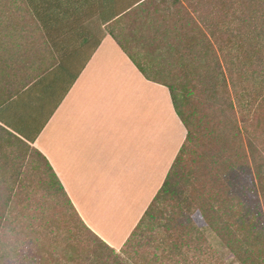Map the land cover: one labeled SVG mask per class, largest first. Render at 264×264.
I'll list each match as a JSON object with an SVG mask.
<instances>
[{"label":"crops","instance_id":"obj_1","mask_svg":"<svg viewBox=\"0 0 264 264\" xmlns=\"http://www.w3.org/2000/svg\"><path fill=\"white\" fill-rule=\"evenodd\" d=\"M186 1L0 0V125L44 156L117 252L187 138L169 83L149 72L167 68L159 43L174 51L185 17L170 16Z\"/></svg>","mask_w":264,"mask_h":264},{"label":"rangeland","instance_id":"obj_2","mask_svg":"<svg viewBox=\"0 0 264 264\" xmlns=\"http://www.w3.org/2000/svg\"><path fill=\"white\" fill-rule=\"evenodd\" d=\"M183 8L170 16L192 20L182 45L161 41L169 63L149 72L176 88L195 142L154 220L109 250L53 191L38 153L0 129V264H264V0Z\"/></svg>","mask_w":264,"mask_h":264},{"label":"trees","instance_id":"obj_3","mask_svg":"<svg viewBox=\"0 0 264 264\" xmlns=\"http://www.w3.org/2000/svg\"><path fill=\"white\" fill-rule=\"evenodd\" d=\"M142 6V4L140 5ZM132 8V7H130ZM190 22H192V20L190 19H186L183 18L182 20H178L174 22V29H173V33H174V37L171 39V42L173 43L174 46H172L171 48H175L176 46H181L182 43L180 41V38L183 37L182 32H184L183 28H185L187 25H191ZM168 31V29H166ZM168 88L170 89V92L172 94V98H173V102H174V106L175 109L177 111V113L179 114L180 118L182 119V122L184 123L185 127L188 130V134H187V138L186 141L184 143V145L182 146L167 178L166 181L164 183V186L162 187V189H160V191L158 192V194L156 195V197L154 198L153 202L151 203L150 207L148 208V210L146 211L145 215L143 216L141 222L139 223V225L137 226L136 230L134 231V233L132 234L131 238L128 240V242L126 243V245L131 241L132 238H134L139 231H141L142 228H144L146 225H148L151 221H153L156 212H157V207L162 203V201L167 197L170 196L172 194V191L174 189V181L175 178L178 176L180 168L182 166V163L184 162V158L186 156V154L189 152V150L191 149V146L194 144L195 142V134L193 131V124H191V119H190V115L184 116V114L182 113L181 109H180V96L176 91V88L174 86L168 85ZM0 129L5 131L6 133H8L10 136H12L13 138H15L16 140H18L20 143L24 144L25 146L31 147L28 143H26L24 140H22L20 137H18L17 135H15L14 133L10 132L9 130H7L5 127L0 125ZM32 148V147H31ZM34 149V148H33ZM35 150V149H34ZM38 155L42 158L43 162L46 164L49 172H50V180H51V184H52V188L53 191L62 198V200L69 206V208L75 213V215L78 217L79 221L82 223V225L100 242L102 243L105 247H107L109 250L114 251V249H112L111 247H109L107 244H105L102 240H100L95 234H93L87 227L86 225L83 223V221L81 220L80 216L78 215V213L76 212L75 207L73 206L72 202L70 201L63 185L61 184L60 180L58 179V177L56 176V174L54 173V171L52 170L51 166L49 165V163L47 162V160L44 158V156L38 152L37 150H35ZM258 179L260 181H262L264 179V171H262L261 173H258ZM153 219V220H152ZM151 220V221H150ZM150 221V222H148ZM224 232H226L228 230V227L224 228ZM223 232V233H224ZM261 237L264 239V231H260ZM198 239L201 238V236H199V232L197 234ZM125 245V246H126ZM125 246L122 248V250L125 248ZM234 255L236 254V256L239 257L238 253L233 250ZM201 256H206V251L204 250H200L199 251ZM244 264H256L255 261H251V259H244L243 260Z\"/></svg>","mask_w":264,"mask_h":264}]
</instances>
